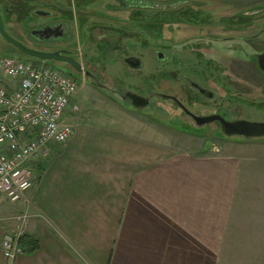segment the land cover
<instances>
[{
  "label": "rangeland",
  "instance_id": "rangeland-1",
  "mask_svg": "<svg viewBox=\"0 0 264 264\" xmlns=\"http://www.w3.org/2000/svg\"><path fill=\"white\" fill-rule=\"evenodd\" d=\"M53 2L67 12L70 36L54 46L37 45L38 50H70L95 76L80 77L68 65L47 62L78 81L77 91L87 97L84 122L107 121V108L98 102L101 88L97 84L121 100L114 82L148 96L177 97L182 96L177 90L183 82L182 91L191 94L188 105L193 112L215 110L229 122H264V73L256 59L264 52V0ZM0 3L10 33L33 48L30 32L51 21L33 16L31 5L40 0ZM132 5L143 9H131ZM199 7L210 13L185 11ZM99 22L107 26L96 25ZM109 22L117 29L110 30L114 27ZM226 38L234 41L218 42ZM158 52L167 60H158ZM6 57L27 60L0 37V58ZM128 57L138 58L140 68L128 66L124 62ZM180 73L207 86L213 99L195 96ZM0 82L10 84L1 71ZM124 105L135 109L128 101ZM143 110L137 117L148 123L144 134L164 137L169 158L175 160L174 175L167 183L182 186L183 214L189 210L191 215L189 225L183 226L181 263L264 264V138L227 137L219 123L199 127L172 101L160 98ZM7 203L11 204L0 196V204Z\"/></svg>",
  "mask_w": 264,
  "mask_h": 264
},
{
  "label": "crops",
  "instance_id": "crops-1",
  "mask_svg": "<svg viewBox=\"0 0 264 264\" xmlns=\"http://www.w3.org/2000/svg\"><path fill=\"white\" fill-rule=\"evenodd\" d=\"M100 90L107 121L84 122L87 97L77 91L79 111L65 120L68 142L31 161L32 191L0 204V264H182L191 215L183 214L182 186L167 183L171 151L163 136L144 134L148 123L137 117L144 110ZM7 236L28 237L38 248L21 246L10 262L1 250Z\"/></svg>",
  "mask_w": 264,
  "mask_h": 264
},
{
  "label": "built area",
  "instance_id": "built-area-1",
  "mask_svg": "<svg viewBox=\"0 0 264 264\" xmlns=\"http://www.w3.org/2000/svg\"><path fill=\"white\" fill-rule=\"evenodd\" d=\"M0 71L10 82H0V196L17 203L33 185L31 161L72 136L65 120L68 111H79L72 103L78 81L54 65L9 57L0 58ZM1 250L10 262L23 253L12 236L3 239Z\"/></svg>",
  "mask_w": 264,
  "mask_h": 264
},
{
  "label": "flooded vegetation",
  "instance_id": "flooded-vegetation-1",
  "mask_svg": "<svg viewBox=\"0 0 264 264\" xmlns=\"http://www.w3.org/2000/svg\"><path fill=\"white\" fill-rule=\"evenodd\" d=\"M3 3H4V1H3ZM53 3H54L53 0H40V3H35V4H32L31 5V7L33 9V12H32L33 13V16L47 17V18L51 19V21H50V23L43 24L40 27H38L36 30H33V31L30 32L29 39H31V42H33L35 44V46L33 48L32 47H29V48H32V49H34V48L36 49L37 48L36 50H38V48H41V47H38L37 45H43V44H51V45H53L57 41L64 40V39L67 38V35H68L67 33H68V30H69V25L65 21L66 18H65V15H64V14H67V12H65L63 10H59L57 8V6H60V5H57L56 3L53 4ZM184 4L185 3L183 2L182 5H184ZM1 7H2V4L0 3V8ZM42 7H54L55 10L54 9H51V10L50 9H42ZM131 7H132L131 9H143V8H140V7L137 8L135 5L134 6L132 5ZM144 10H146V9H144ZM193 10L194 9H189V10H185V11L197 12V13H201V14H208V12H209L207 9H203L202 7L197 8L195 11H193ZM137 11H143V10H137ZM158 11H166V10L158 9ZM216 11H218V10H216ZM54 12H57V14H59L60 17H56V15H55L56 13H54ZM246 14L247 13H245V12H239V15L240 16H244ZM0 15L2 16V19H3L4 25H5L6 32L9 34V36H11L12 38H14L13 35L10 33L9 29L7 28V24L8 23H7V20H6L7 19L6 16L4 14H2L1 12H0ZM11 18H12V21H13V20H15L16 17L12 15ZM109 24H110L109 26H113L114 27V28H111L110 30H116L117 29V27H115L111 22H109ZM96 25L107 26V23L106 22H104V23L99 22V24H96ZM46 29L48 30V34H49L48 35L49 36L48 39H46V35L44 34V31H43V30H46ZM104 31H106V30H104ZM39 32H41V33H39ZM106 32H108V31H106ZM111 33H113V32H111ZM109 35H111V34L109 33ZM69 36H70V34L68 35V37ZM206 39H208V38H206ZM226 41H234V40L231 39V38H226V39H223V40H219L218 42H226ZM5 42H7V41H5ZM211 42H213V41L211 40ZM158 43H160V41ZM184 43H185V41L184 42H181V43H178V44L182 45ZM9 45H11V44H9ZM50 52H61L63 55L68 56V57H71V58L77 60L81 64V71H77L74 68L73 69H74V72L77 75L78 74L80 75V77H83L84 76L86 78H92V77L95 78V76L93 75V73L89 70V68H87V65H85V63L82 60H80L79 58H77V56L72 51H70V50H64V49H61V50L55 49V50L50 51ZM129 58H135V57L125 58L124 59V62L126 63V60L129 59ZM136 59H138V58H136ZM157 59L164 61V60H167V57L165 56L164 53L158 52L157 53ZM140 63H141V61H140ZM179 77H180L181 80L183 79V81H185V83L188 85V88H190V91H192L195 96H200L203 99H211V100L213 99L214 93L211 90H209V88L207 86L203 85L202 83H200L199 81L195 80L194 78H190L189 76H185L182 73L179 74ZM97 85L100 88H103V85H101V84H97ZM123 85L124 84H119V83L114 82V86L116 87V91L120 93L121 99L123 101H128L131 105H132V101L130 100L129 96H127L129 93L136 94V95H138L140 97H143V98L148 99L149 100L148 106L150 104H151V106H154V99L155 98H160V99H162L164 101H172L178 107V109L181 112H183L184 114H186L189 118H191V116L189 115V113H192L193 115L199 116V117H210V116L217 115V116H220L221 118H223L224 120L228 121L226 119V117L222 113H219V112H217L215 110H213L212 113H207V114L193 112V110H191L190 106L188 105V100L191 97V94H187V92H183L182 91L183 82H182V84H180L179 90H177V91H179V92L182 93L181 94L182 96H179V97H177L175 95H168V94H165V93H154V94L152 93V94H150L148 96V95H144V94L140 93L139 91H133V90L127 89L126 87H123ZM124 90H126V91H124ZM210 93L212 94V97L211 98L207 97V95L210 94ZM193 122L196 125H198L194 120H193ZM213 123H219L221 125V123L219 121H214V122L208 123L206 125H198V126L199 127H203V126L211 125Z\"/></svg>",
  "mask_w": 264,
  "mask_h": 264
},
{
  "label": "water",
  "instance_id": "water-1",
  "mask_svg": "<svg viewBox=\"0 0 264 264\" xmlns=\"http://www.w3.org/2000/svg\"><path fill=\"white\" fill-rule=\"evenodd\" d=\"M46 35V39L49 38L48 30H43ZM47 32V33H46ZM41 33V32H39ZM0 36L7 41L9 44L14 46L19 52H21L25 57L32 60H37L43 63L54 62L65 64L71 66L77 71H81V64L68 56L63 55L61 52H45L36 49L29 48L22 44L21 42L15 40L5 30V25L0 15ZM257 66L261 72L264 73V52L257 55ZM126 63L133 69H137L141 66L140 60L136 58H129L126 60ZM130 100L135 109H146L149 100L143 97H140L136 94L129 93ZM207 97L211 98L212 94H208ZM191 118L198 125H206L208 123L219 121L223 127V132L227 137H240L245 139H261L264 138V122L249 121V120H238L234 122H229L221 118L220 116L214 115L210 117H199L195 116L192 113H189Z\"/></svg>",
  "mask_w": 264,
  "mask_h": 264
},
{
  "label": "trees",
  "instance_id": "trees-1",
  "mask_svg": "<svg viewBox=\"0 0 264 264\" xmlns=\"http://www.w3.org/2000/svg\"><path fill=\"white\" fill-rule=\"evenodd\" d=\"M27 60H32V59L27 58ZM34 62L40 63V61H37V60H34ZM19 243H20V245L22 247H24V245H28V247H29L30 250H35V249L38 248L37 241L29 240L28 237H22L21 239H19Z\"/></svg>",
  "mask_w": 264,
  "mask_h": 264
}]
</instances>
